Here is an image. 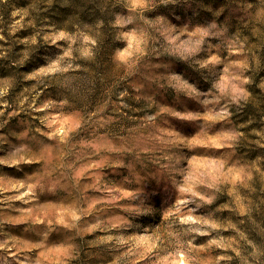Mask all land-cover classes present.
<instances>
[{"label": "rangeland", "instance_id": "1", "mask_svg": "<svg viewBox=\"0 0 264 264\" xmlns=\"http://www.w3.org/2000/svg\"><path fill=\"white\" fill-rule=\"evenodd\" d=\"M0 264H264V0H0Z\"/></svg>", "mask_w": 264, "mask_h": 264}]
</instances>
